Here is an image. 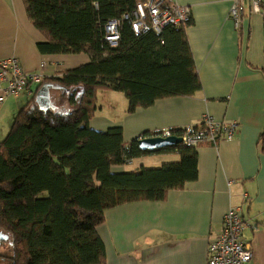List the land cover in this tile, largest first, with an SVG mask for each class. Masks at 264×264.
I'll use <instances>...</instances> for the list:
<instances>
[{
	"label": "trees",
	"instance_id": "trees-1",
	"mask_svg": "<svg viewBox=\"0 0 264 264\" xmlns=\"http://www.w3.org/2000/svg\"><path fill=\"white\" fill-rule=\"evenodd\" d=\"M145 1L21 0L27 21L43 38L35 45L40 54H84L88 62L43 77L0 141V232L8 245L0 264H105L96 231L105 210L163 201L169 191L196 181L194 148L175 144L141 151L137 140L150 132L125 143L120 126L105 132L90 126L99 92L121 93L125 113L132 114L201 89L186 35L191 21L135 36L122 20L117 44L104 40L109 20ZM171 130L180 137L183 129ZM259 143L264 153V129ZM154 154H175L178 161L112 171Z\"/></svg>",
	"mask_w": 264,
	"mask_h": 264
},
{
	"label": "crops",
	"instance_id": "crops-1",
	"mask_svg": "<svg viewBox=\"0 0 264 264\" xmlns=\"http://www.w3.org/2000/svg\"><path fill=\"white\" fill-rule=\"evenodd\" d=\"M166 1L190 9L186 35L200 91L157 101L132 114L125 113L121 93L99 92L91 128L105 132L120 126L129 143L145 132L196 127L204 115L233 119L237 127L229 140L194 148L197 179L183 190L169 191L163 201L125 203L104 211L105 222L96 231L105 264H207L208 242L218 235L225 213L234 209L246 223L241 240L252 249L248 264H264V153L259 143L264 129L263 19L261 25L253 24L247 12L237 31L227 18L231 0ZM20 17L14 13V0H0V60L13 57L23 72L44 77L88 62L84 54H40L35 45L43 38L32 30L25 12ZM40 63L45 64L42 71ZM24 91L29 100L34 89L29 85ZM20 94L0 103V141L23 104L18 102ZM109 111L119 115H107ZM176 161L175 154L143 155L112 171L157 168ZM4 239L0 232V242ZM7 249L5 241L0 244V252Z\"/></svg>",
	"mask_w": 264,
	"mask_h": 264
},
{
	"label": "built area",
	"instance_id": "built-area-1",
	"mask_svg": "<svg viewBox=\"0 0 264 264\" xmlns=\"http://www.w3.org/2000/svg\"><path fill=\"white\" fill-rule=\"evenodd\" d=\"M245 2L248 3V13L261 15L264 24V0H231L227 18L237 31L241 29L246 16ZM122 20L129 21L132 33L137 36L149 31L159 34L166 26H184L191 21V17L186 5L168 3L166 0H146L136 4L135 9L123 14L121 19L109 20L104 25V40L111 47L119 40L118 28ZM44 67L45 64L40 63L39 70L42 71ZM43 77L41 73L23 72L13 57L0 60V83L4 84L0 88V103L6 96H18L30 84L37 85ZM236 127L237 122L233 119L220 121L204 115L198 126L182 130L179 144L187 148H195L205 142L215 146L221 139H231ZM171 132V129L154 130L149 137H168L173 135ZM245 225L237 209L225 213L218 235L208 242L207 264H248L251 261L252 249L241 240Z\"/></svg>",
	"mask_w": 264,
	"mask_h": 264
},
{
	"label": "water",
	"instance_id": "water-1",
	"mask_svg": "<svg viewBox=\"0 0 264 264\" xmlns=\"http://www.w3.org/2000/svg\"><path fill=\"white\" fill-rule=\"evenodd\" d=\"M46 87L42 86L37 93V97L40 96L41 99L42 94H45ZM181 142V138L176 136H168V137H141L137 140L138 149L141 151L151 152L154 150H158L167 146L179 144Z\"/></svg>",
	"mask_w": 264,
	"mask_h": 264
},
{
	"label": "rangeland",
	"instance_id": "rangeland-1",
	"mask_svg": "<svg viewBox=\"0 0 264 264\" xmlns=\"http://www.w3.org/2000/svg\"><path fill=\"white\" fill-rule=\"evenodd\" d=\"M17 7H18V11H17ZM244 8H245V10H246V14H247V12H248V3L247 2H245L244 3ZM14 13H16V14H18V16L20 17V18H24V10H23V7H22V4H21V0H14ZM21 14V15H20ZM251 18H252V22H253V24H255V23H258V24H260L261 25V23H260V21H262L261 20V15H258V14H252L251 15ZM28 24V23H27ZM29 26V25H28ZM32 28V30H34L33 29V27H31ZM35 31V30H34ZM245 37H246V34H245ZM75 58H79V57H75ZM31 85V87L35 90V88H36V84H30ZM52 92H55V93H58L57 91H55V90H52ZM26 94V91H22L21 92V94H20V96H19V100H18V102L21 100L22 102H23V104L20 106V108L19 109H21V107L27 102V100H28V98H29V96H27V95H25ZM97 95H98V93H97ZM104 105L106 106V103H104ZM107 115H119V112L118 111H116V112H112V111H109L108 113H106ZM12 123V122H11Z\"/></svg>",
	"mask_w": 264,
	"mask_h": 264
}]
</instances>
